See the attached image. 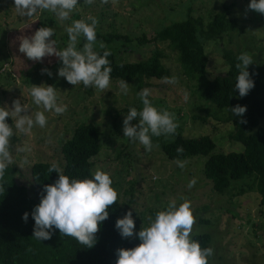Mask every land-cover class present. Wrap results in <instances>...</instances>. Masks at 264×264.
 <instances>
[{
    "label": "rangeland",
    "instance_id": "1",
    "mask_svg": "<svg viewBox=\"0 0 264 264\" xmlns=\"http://www.w3.org/2000/svg\"><path fill=\"white\" fill-rule=\"evenodd\" d=\"M250 2L251 0H116L113 3V0H109L105 4L102 0H94L93 4L88 5L84 0H78L69 18L61 21L48 10L38 12L31 19L20 17L14 9V0H0V66L6 67V63L12 60L8 49L10 32L32 21L42 20L58 34V46L62 50L67 47L69 40L66 28L76 20H84L90 24L88 17L92 16L98 19L96 34H118L126 38V41L120 40L110 46L117 54L122 52L119 60L133 63L146 60L157 49H161L165 54L164 63L171 69L172 78L175 79V83L171 84L151 81L152 86L146 87L150 89L147 99L151 105L160 112L167 110L173 114L177 125L173 134L152 136L153 148L151 152H147L142 144L124 137L123 133V120L128 110L135 107L141 111L143 108L138 93L145 88L139 91L138 84H128L126 95L117 81H110L109 87L103 91L94 87L85 88L82 83L73 86L58 75L63 65L50 70L51 77L47 74L40 78L31 77V84L18 75L10 78L7 72L0 74V107L6 104L11 108L14 100H20L29 108V115L35 111H43L32 102L29 95L32 85L54 86L58 105L67 106V111L60 115L45 112L46 126H34L30 136L13 129L14 135L10 139L9 148L13 157L12 164L18 165L25 155L29 160V164L19 168L18 183L25 185L30 195L40 203L42 193L33 184L32 164L39 161L56 162L62 167V137L67 131L73 130L75 125L90 123L103 131V148L95 160L94 169L109 174L111 186L124 204L122 216L132 211L134 233H138L142 227L150 226L156 213L166 211L172 201L179 206L187 200L196 221L190 239L202 234H208L211 238L210 248L214 250V254L208 258V264H264V208L261 206V196L251 192L231 200L217 195L203 172L208 157L180 160L186 161L185 167L180 168L162 152V145L173 141L177 135L192 138L214 134V153L243 151L244 146L229 138L232 128L217 125L216 119L209 115V112H216L219 117L225 118L224 113L217 112L216 106L199 99L196 83L189 82L181 74L177 55L167 45L154 41L157 31L175 21L184 20L189 9L194 17H202L207 22L216 13L228 8L231 17L239 20L240 26L237 31L226 35L222 43L206 44L210 59L208 79L223 72L224 61L221 58L224 47L235 53H247L253 61L249 66H257L264 61V20H255L254 11L248 10ZM142 39L145 40L141 44L139 41ZM82 41L83 36L78 38L77 50L81 48L79 46ZM101 43L106 45L96 38L93 49L101 48ZM26 62H29L27 58ZM7 67L9 73H12V67ZM136 121L130 123L135 125ZM6 122L14 127L10 117L6 118ZM24 146L31 151L17 153V147ZM193 179L196 184L189 189L188 184Z\"/></svg>",
    "mask_w": 264,
    "mask_h": 264
},
{
    "label": "trees",
    "instance_id": "2",
    "mask_svg": "<svg viewBox=\"0 0 264 264\" xmlns=\"http://www.w3.org/2000/svg\"><path fill=\"white\" fill-rule=\"evenodd\" d=\"M227 10L228 8L216 13L205 22L202 17H194L189 9L184 20L175 21L157 31L154 41L167 45L177 55L181 74L189 82L196 83L199 99L216 106L217 112L224 113L225 118L219 117L216 112H209V115L216 119L217 125L232 128L229 138L242 143L244 150L214 153V134L192 138L177 135L173 141L164 143L161 149L171 160L208 157L203 172L217 195L233 200L255 192L261 196V206L264 208V61L257 66H248L254 88L243 98L235 89L239 75L236 64L240 63L238 57L242 52L235 53L224 47L221 58L224 61V70L208 79L210 59L206 44L222 43L226 35L237 31L240 26L239 20L232 18ZM254 18L262 21L264 15L254 11ZM41 27L49 25L38 19L9 33L8 49L12 60L6 65L12 67V73L3 65L0 66V74L7 72L10 78L18 75L31 84V77L40 78L46 75L42 73V69L50 71L62 65L54 56H46L38 62H26V57L18 51L17 38L22 35L31 36ZM96 38L104 41L106 45L105 48L93 51L100 55L104 51L111 53L107 57L112 68L110 81L135 83L140 91L152 86L151 81H164V78L173 77L171 69L164 63L165 54L161 49H157L146 60L125 62L119 60L122 52L117 54L110 47L120 40L126 41L124 36L96 34ZM52 39L56 40V47L60 50L58 34L54 32ZM144 40L139 42L142 44ZM85 42L83 37L78 51H82ZM237 105L246 106L247 111L243 116L237 117L231 112L230 108ZM242 120L246 123H241ZM137 123L138 120L135 125ZM216 131L217 129L213 130ZM102 134L100 128L90 123L77 124L73 130L67 131L60 141L62 174L70 180L93 179L96 172L95 160L103 148ZM178 147L183 148L182 154L177 153ZM52 163L39 161L34 162L31 167L33 184L42 194H46L43 192L45 185L58 179L57 173L48 172ZM19 170L17 164H9L4 176L0 178V264H116L118 249H131L141 243L135 235L122 238L116 229V221L123 218L124 209V204L119 199L108 208L109 217L100 224V230L95 234L96 243L91 249L72 237L61 238L59 230H55L49 240L39 241L33 238L35 221L31 213L39 203L30 195L25 185L18 183ZM25 212L29 213L27 222L22 219ZM146 227L149 226L144 228ZM192 240L198 242L202 249L210 247L211 238L208 234L195 235Z\"/></svg>",
    "mask_w": 264,
    "mask_h": 264
},
{
    "label": "clouds",
    "instance_id": "3",
    "mask_svg": "<svg viewBox=\"0 0 264 264\" xmlns=\"http://www.w3.org/2000/svg\"><path fill=\"white\" fill-rule=\"evenodd\" d=\"M107 4L109 0H102ZM116 0H113L115 3ZM91 5L94 0H84ZM78 0H14V9L20 17L31 19L40 11L48 10L54 13L61 21L67 20L70 13L77 6ZM248 10L264 15V0H251ZM87 23L84 20L73 21L66 28L69 40L67 47L58 50L56 40L52 39L54 29L41 27L31 36H20L18 51L28 60L41 61L44 57H56L62 62L63 67L58 71L59 77L76 86L82 83L85 88L94 87L103 91L109 87L112 68L107 59L111 55L104 51L100 55L93 51L96 42L95 28L98 25L96 17L89 16ZM84 37L85 43L82 51L76 49L78 38ZM105 48L104 44H100ZM240 63L236 64L239 75L236 78L235 89L241 98L248 95L254 88V81L247 70L253 64L252 58L243 53L238 57ZM51 77L48 69H42ZM165 83H175L174 78H164ZM121 91L126 95L129 85L126 81H119ZM32 102L43 109L28 114L29 108L20 100H14L11 108L8 105L0 107V178L4 176L9 164L13 163L12 154L9 151L10 139L17 132L30 136L34 126L43 128L47 120L45 112H54L57 115L67 111L66 105H58L57 91L54 86H35L29 90ZM150 89H143L138 93L143 102V108L138 111L135 107L128 110L123 120V133L131 141H138L147 152L153 148L152 136L159 137L175 133L177 125L174 123L173 114L167 110L160 112L153 107L147 97ZM233 115L243 116L247 108L240 105L230 108ZM22 113H24L22 115ZM11 118L14 127H10L6 118ZM138 120L132 125L130 122ZM246 123V121H241ZM17 153H29L27 146L17 147ZM178 154L183 153V148L176 149ZM178 167L184 168L186 161L174 160ZM29 164L27 155L19 162L22 169ZM48 172L58 174V179L49 185H45L40 197V203L34 207L31 215L35 221L33 238L43 241L49 240L55 230H59L60 236H69L80 244L91 249L96 243L95 234L100 230V224L109 217L108 208L114 205L118 199V193L114 190L109 174L97 169L93 179L76 180L69 179L62 174L63 170L56 162H53ZM196 184L193 179L189 182L191 189ZM29 213L23 214V221L27 222ZM195 217L191 210V204L185 200L179 206L172 201L166 211L156 213L154 221L149 227H142L138 233H134L135 222L132 211H128L123 218L117 219L115 227L122 238L138 236L140 244L131 249H118L116 264H208V258L214 254L212 248H201L200 244L190 239L195 224Z\"/></svg>",
    "mask_w": 264,
    "mask_h": 264
}]
</instances>
